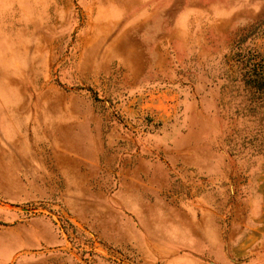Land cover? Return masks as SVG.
Segmentation results:
<instances>
[{"label": "rangeland", "instance_id": "rangeland-1", "mask_svg": "<svg viewBox=\"0 0 264 264\" xmlns=\"http://www.w3.org/2000/svg\"><path fill=\"white\" fill-rule=\"evenodd\" d=\"M259 78L264 0H0V264H264Z\"/></svg>", "mask_w": 264, "mask_h": 264}, {"label": "trees", "instance_id": "trees-1", "mask_svg": "<svg viewBox=\"0 0 264 264\" xmlns=\"http://www.w3.org/2000/svg\"><path fill=\"white\" fill-rule=\"evenodd\" d=\"M251 84L253 85L254 88H256L259 91L264 90V80L262 78L254 80Z\"/></svg>", "mask_w": 264, "mask_h": 264}]
</instances>
